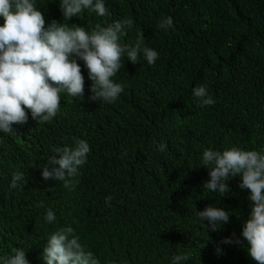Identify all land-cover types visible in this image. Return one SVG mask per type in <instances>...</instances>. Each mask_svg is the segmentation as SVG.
Returning a JSON list of instances; mask_svg holds the SVG:
<instances>
[{
  "label": "trees",
  "instance_id": "16d2710c",
  "mask_svg": "<svg viewBox=\"0 0 264 264\" xmlns=\"http://www.w3.org/2000/svg\"><path fill=\"white\" fill-rule=\"evenodd\" d=\"M59 2L35 0L46 27L55 20L91 32L131 19L120 43L134 46L143 32L159 58L149 66L143 53L136 64L125 54L113 77L124 91L114 103L90 99L92 81L78 59L82 97L61 93L51 122L37 123L25 108L26 124L0 132V264L17 249L29 264H46L47 239L69 226L100 264H172L180 254L190 255L181 264H256L241 235L250 190L239 187L240 176L226 181L224 195L205 189L210 176L201 160L208 149L264 154V0H104L109 15L83 10L67 21ZM167 17L173 27L165 31L158 25ZM200 85L214 105L202 107L193 95ZM79 139L91 150L75 189L44 181L53 149ZM17 170L27 179L22 189L10 187ZM207 206L228 211L229 222L208 231L197 216Z\"/></svg>",
  "mask_w": 264,
  "mask_h": 264
},
{
  "label": "clouds",
  "instance_id": "9594fccd",
  "mask_svg": "<svg viewBox=\"0 0 264 264\" xmlns=\"http://www.w3.org/2000/svg\"><path fill=\"white\" fill-rule=\"evenodd\" d=\"M60 8L67 21L90 10L104 17L109 15L104 0H60ZM0 16L4 18L0 26V132L12 133L13 124H26L28 116L25 108L37 123L51 122L61 107V93L72 98L82 97L84 76L77 60H82L92 81L90 99L101 103H114L124 91V86L114 81L121 68L122 57L138 63L139 54L149 66H153L159 53L144 45L143 32L137 34L134 46L122 45L121 38L133 26L131 19H125L102 27L97 24L91 32L84 27H68L53 20L45 26V18L37 9L35 0H0ZM158 27L167 31L173 27L172 17L163 19ZM201 106L214 105L216 101L208 95L206 86L193 89ZM165 145H160L163 150ZM90 144L79 139L75 146L54 148L58 155L51 156L43 164L44 181H62L65 188L75 189V178L80 168L87 163ZM57 156L59 158H57ZM201 163L209 169L210 179L204 188L224 195L229 191L228 181L240 176L241 189L250 190L253 202L250 215L244 222L242 237L248 242V254L256 264H264V154L255 150L232 147L226 150H205ZM58 165V167H55ZM27 184L25 174L19 170L12 173L11 188H23ZM112 200L105 198L106 203ZM39 206H43L42 204ZM208 231H217L222 223L229 222V213L215 206H207L197 211ZM46 222H54L56 216L49 209L44 217ZM223 243L241 244L226 238ZM43 259L46 264H100L92 251L86 250L72 227H61L46 241ZM189 254L175 255L172 264L188 261ZM3 264H29L23 249L5 258Z\"/></svg>",
  "mask_w": 264,
  "mask_h": 264
}]
</instances>
